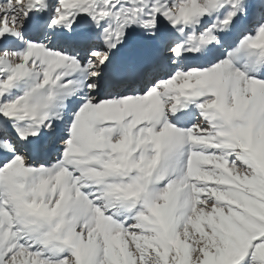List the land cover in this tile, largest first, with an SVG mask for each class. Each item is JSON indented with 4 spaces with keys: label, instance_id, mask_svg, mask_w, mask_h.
<instances>
[{
    "label": "snow or ice",
    "instance_id": "6c2138e0",
    "mask_svg": "<svg viewBox=\"0 0 264 264\" xmlns=\"http://www.w3.org/2000/svg\"><path fill=\"white\" fill-rule=\"evenodd\" d=\"M0 264H264V0H0Z\"/></svg>",
    "mask_w": 264,
    "mask_h": 264
}]
</instances>
